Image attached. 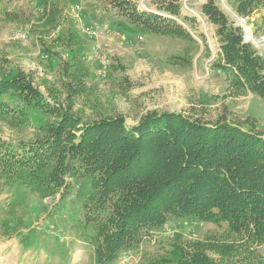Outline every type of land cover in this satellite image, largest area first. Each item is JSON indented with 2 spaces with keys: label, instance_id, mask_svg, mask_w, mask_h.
<instances>
[{
  "label": "rangeland",
  "instance_id": "1",
  "mask_svg": "<svg viewBox=\"0 0 264 264\" xmlns=\"http://www.w3.org/2000/svg\"><path fill=\"white\" fill-rule=\"evenodd\" d=\"M59 1L61 16L53 28L42 19V0H0V79L5 74L25 77L47 102L56 100V106L83 122L121 117L134 127L149 113L181 112L210 124L224 118L264 137V100L249 90L236 89L228 72L213 67L219 43L202 7L213 1L241 28L245 42L262 51L263 9L242 19L236 14L238 0H177L176 16L161 10L176 0ZM76 6L81 7L79 14ZM131 8L159 13L165 19L163 26L179 25L191 39L140 32L127 24ZM90 25L125 36L122 45L105 39L98 43L110 61L106 78L100 77L98 62L89 59L93 42L82 28ZM69 39L78 52L68 60ZM74 87H79L75 93ZM19 111L0 117V157L11 159L23 150L21 145L44 139L41 128L57 118L51 113ZM66 180L61 190L68 186L72 192L62 201L58 189L41 198L14 182L0 183V264H94V246L80 241L72 224L82 213L91 182ZM226 229V225L171 218L121 254L115 264H140L186 243L200 244L218 264H264V238L236 237L226 234Z\"/></svg>",
  "mask_w": 264,
  "mask_h": 264
},
{
  "label": "trees",
  "instance_id": "2",
  "mask_svg": "<svg viewBox=\"0 0 264 264\" xmlns=\"http://www.w3.org/2000/svg\"><path fill=\"white\" fill-rule=\"evenodd\" d=\"M60 3L42 0L46 26H58ZM260 8L264 0H238L236 14L244 19ZM161 10L176 16L180 6L176 0ZM202 13L218 38L220 53L213 67L228 72L236 89L264 100V51L245 42L241 28L213 1L203 5ZM128 18V25L146 35L191 39L179 25L163 26L159 13L131 8ZM71 41L65 47L68 60L78 52ZM55 102H47L18 74L0 79V117L20 109L57 116L41 128L44 139L21 145L23 150L11 159L0 157V183L14 182L41 198L58 189L62 201L72 192L68 186L61 190L66 178L90 180L91 193L72 224L77 238L94 246V264H115L171 218L226 225L225 233L236 237L264 238V137L259 132L224 118L204 123L181 112L149 113L134 127L121 117L83 122ZM140 264L218 263L200 244L186 243Z\"/></svg>",
  "mask_w": 264,
  "mask_h": 264
},
{
  "label": "built area",
  "instance_id": "3",
  "mask_svg": "<svg viewBox=\"0 0 264 264\" xmlns=\"http://www.w3.org/2000/svg\"><path fill=\"white\" fill-rule=\"evenodd\" d=\"M80 8H81L80 6L75 7V12L77 14H79L81 10ZM82 33L85 35V37L88 40L93 42L90 52L91 55L89 59L98 62V64L101 67L99 71V75L101 78H106L108 68L110 66V61L105 55H102L98 43L100 40L105 39V40H116L117 42L119 41L120 45H122V43H124L125 41V36L118 32H108L106 29L100 27L99 25L84 26L82 28Z\"/></svg>",
  "mask_w": 264,
  "mask_h": 264
},
{
  "label": "bare ground",
  "instance_id": "4",
  "mask_svg": "<svg viewBox=\"0 0 264 264\" xmlns=\"http://www.w3.org/2000/svg\"><path fill=\"white\" fill-rule=\"evenodd\" d=\"M246 32H247V28H246ZM248 36V35H247Z\"/></svg>",
  "mask_w": 264,
  "mask_h": 264
}]
</instances>
